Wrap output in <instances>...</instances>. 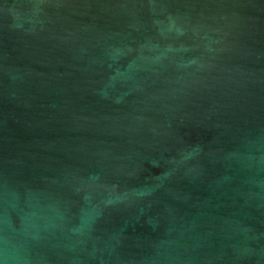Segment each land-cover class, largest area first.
Here are the masks:
<instances>
[{
	"label": "water",
	"instance_id": "95a60500",
	"mask_svg": "<svg viewBox=\"0 0 264 264\" xmlns=\"http://www.w3.org/2000/svg\"><path fill=\"white\" fill-rule=\"evenodd\" d=\"M0 264H264V0H0Z\"/></svg>",
	"mask_w": 264,
	"mask_h": 264
}]
</instances>
